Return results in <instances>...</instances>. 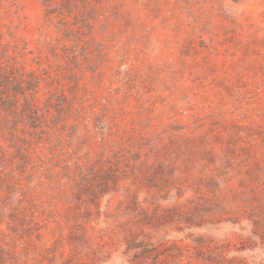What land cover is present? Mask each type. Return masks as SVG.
Listing matches in <instances>:
<instances>
[{
  "label": "rangeland",
  "instance_id": "rangeland-1",
  "mask_svg": "<svg viewBox=\"0 0 264 264\" xmlns=\"http://www.w3.org/2000/svg\"><path fill=\"white\" fill-rule=\"evenodd\" d=\"M0 264H264V0H0Z\"/></svg>",
  "mask_w": 264,
  "mask_h": 264
}]
</instances>
